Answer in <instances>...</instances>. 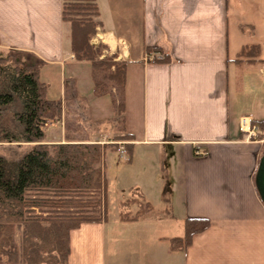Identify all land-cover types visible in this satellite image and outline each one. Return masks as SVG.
<instances>
[{"label": "crops", "instance_id": "0c3cea01", "mask_svg": "<svg viewBox=\"0 0 264 264\" xmlns=\"http://www.w3.org/2000/svg\"><path fill=\"white\" fill-rule=\"evenodd\" d=\"M62 2L0 0V48L44 61L41 77L45 71L58 85L64 111L69 99L82 112L80 122L109 119L110 99L93 94L90 64L71 53ZM95 3L90 43L104 46L101 58L127 62L125 128L134 136L130 160L123 142L107 152L115 157L106 153V189L109 168L132 181L134 167L154 177L155 196L135 186L141 200L119 185L109 200L106 190L102 222L70 231L67 264H264V204L255 186L264 139L251 134V122L264 121V0ZM252 46L258 54L241 57ZM62 119L45 125L62 130L45 143H63ZM155 208L165 225L145 220ZM189 218L206 219L208 229L174 251L169 239L183 235Z\"/></svg>", "mask_w": 264, "mask_h": 264}, {"label": "trees", "instance_id": "16d2710c", "mask_svg": "<svg viewBox=\"0 0 264 264\" xmlns=\"http://www.w3.org/2000/svg\"><path fill=\"white\" fill-rule=\"evenodd\" d=\"M98 15L95 0L62 2L71 53L90 64L93 94L109 97V119L84 125L74 112L64 111L60 100L47 98L49 86L41 80L44 61L31 52L0 48V144H30L16 160L0 156V264H67L70 231L104 218L106 153L123 142L129 160L132 155L134 136L126 131L124 116L127 62L101 58L104 46L90 43ZM258 52L252 46L241 57ZM61 117L63 143H45V125ZM106 127L113 137L101 143L97 139L107 133ZM251 127L256 128L255 139L263 140L264 121L251 122ZM208 226L206 219H185L183 235L169 239L171 249L186 250Z\"/></svg>", "mask_w": 264, "mask_h": 264}, {"label": "rangeland", "instance_id": "374dc122", "mask_svg": "<svg viewBox=\"0 0 264 264\" xmlns=\"http://www.w3.org/2000/svg\"><path fill=\"white\" fill-rule=\"evenodd\" d=\"M96 18H94L95 20ZM96 21V20H95ZM41 72H43L41 70ZM41 80H43L44 82H46L49 86V90H48V94H47V98L48 99H51V100H60V95H59V88H58V85L55 83V81L51 82V80L45 76V71H44V75H42L41 77ZM69 95L67 94V97ZM63 100V98H62ZM66 100V104H67V109H71L70 112H75V115L78 116L82 114L81 111H79V109L75 108L74 110H72V102L71 100L69 99H65ZM84 114V113H83ZM79 117V116H78ZM73 118V117H72ZM84 120V125H91L92 124V121H91V117L86 119V117H83L82 118ZM59 127H48V126H45L44 127V132H45V135H46V140L47 141H53L54 140V136H58L60 131L61 130V125L59 123L58 125ZM106 131H107V135L105 136H100V140L101 142H106L108 140H111L112 137H113V134L111 132V129L110 127H106ZM93 137V136H92ZM30 148V144H0V156L2 157H5V158H8L10 160H16L18 158H20L21 156H23ZM108 157H115L114 154H110V153H107ZM117 162V160H116ZM115 162V163H116ZM120 165L123 164L122 163H118ZM132 171H136V176L137 178H133L132 181H123V179H121V174L119 175L118 171H117V168H114V167H111L109 168L107 171H106V177H107V194H108V198L109 200L111 199V195L109 192H112L113 190H115V188L117 186H124L126 188H128L129 190L126 191L127 192H130V194L136 196L137 198H141L142 200V197L141 195L136 192V190H134L135 186L136 187H141L143 191L147 192V194H150L149 196H155L154 195V192L152 189H151V184L154 185V177L150 178L148 174V179H145V173H141L140 169H136L134 167H132L130 170H129V173H131ZM129 175V174H128ZM152 179V181L149 180ZM156 180V178H155ZM166 190V188L164 187L163 188V191ZM144 192V193H145ZM145 209H142L141 207L138 208V211L141 212ZM159 208H155L148 219H145L146 221L148 220H153V223L157 224V221L162 225L164 224L165 225V221H167V218L166 217H163V218H160L158 220H156V216L157 214H159ZM126 212V211H125ZM160 213L162 214V212L160 211ZM164 214V213H163ZM128 214H125V216H127ZM124 216V215H123ZM165 216V215H164ZM144 227H146V225H144ZM150 227V226H149ZM153 228V227H151ZM160 232V231H159ZM167 230H164L162 232V234H166ZM152 236L153 234L150 236V238L152 239ZM15 240L17 243L20 242V232L19 231H16L15 233Z\"/></svg>", "mask_w": 264, "mask_h": 264}, {"label": "water", "instance_id": "95a60500", "mask_svg": "<svg viewBox=\"0 0 264 264\" xmlns=\"http://www.w3.org/2000/svg\"><path fill=\"white\" fill-rule=\"evenodd\" d=\"M255 186L261 201L264 204V153L262 154L255 175Z\"/></svg>", "mask_w": 264, "mask_h": 264}, {"label": "built area", "instance_id": "2783aa9c", "mask_svg": "<svg viewBox=\"0 0 264 264\" xmlns=\"http://www.w3.org/2000/svg\"><path fill=\"white\" fill-rule=\"evenodd\" d=\"M156 59H157V56H156L155 54H154V55H147V56H146V60L149 61V62H153V61L156 60ZM253 129H254V130L251 131V134H252V136H255V134H254V133H255V128L253 127ZM248 134L251 136L250 133H248ZM249 135H248V137H250Z\"/></svg>", "mask_w": 264, "mask_h": 264}]
</instances>
